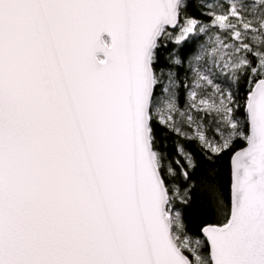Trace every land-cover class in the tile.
Wrapping results in <instances>:
<instances>
[{
    "label": "snow or ice",
    "instance_id": "obj_1",
    "mask_svg": "<svg viewBox=\"0 0 264 264\" xmlns=\"http://www.w3.org/2000/svg\"><path fill=\"white\" fill-rule=\"evenodd\" d=\"M191 6L0 0V264H264V0H199L210 23ZM210 31L182 105L164 50ZM169 132L209 166L231 153L230 205L202 238L174 210L198 163L176 145L181 192Z\"/></svg>",
    "mask_w": 264,
    "mask_h": 264
},
{
    "label": "trees",
    "instance_id": "obj_2",
    "mask_svg": "<svg viewBox=\"0 0 264 264\" xmlns=\"http://www.w3.org/2000/svg\"><path fill=\"white\" fill-rule=\"evenodd\" d=\"M189 2L192 4V6L186 9L188 16L201 20L204 23H210V19L206 15L202 14L206 13L208 9L198 8L197 3L199 0H189ZM170 31L172 30L170 29ZM204 36V34H200L195 37H190L188 41L181 44L169 42L168 49L164 50H171L175 52L184 62L183 65L178 69L180 81L183 82L178 92L179 102L182 105L187 102V92L189 91L190 87L189 81L191 71L188 68V59L191 57V55L195 54ZM160 63H165L163 57H161ZM184 85H187V87ZM246 91V87L241 88L240 96L242 98L246 94ZM164 131L166 130L157 128L158 141L161 139L160 133ZM166 142L168 147L163 150L167 151L168 157L173 161V166L176 168L177 172L176 177L173 178L171 182L178 185L181 188V192H183V189L188 182L183 180L182 176L179 174V166H176L174 163L176 159H179L181 165L184 164L183 158L179 156L176 151V145H182L186 151L193 155L198 163V168L196 170H189L190 176L192 177V183L195 184V187L189 193L190 199L188 200V203L183 204L179 199H177L174 209L181 211L185 223V230L188 232V234L202 238L200 229H202L203 226L209 223L222 222L223 220L222 212L217 206V198H219V200L225 206L230 205L232 182L230 162L231 153H225L221 157H214L215 164L209 166L205 161V155L207 154V151L206 149L202 148L197 141L184 139L181 136H177L169 132L167 133ZM243 146H245L243 141H240L236 144L237 149ZM208 167H213L215 169L214 194L209 192V190L205 187V182L202 179Z\"/></svg>",
    "mask_w": 264,
    "mask_h": 264
},
{
    "label": "rangeland",
    "instance_id": "obj_3",
    "mask_svg": "<svg viewBox=\"0 0 264 264\" xmlns=\"http://www.w3.org/2000/svg\"><path fill=\"white\" fill-rule=\"evenodd\" d=\"M206 2H213V0H206ZM205 36H204V38H203V40L201 41V43H204L206 40H207V38H208V35H211V31L208 33V34H204ZM200 43V44H201ZM191 76H192V74L190 75V87H189V90H190V88H191V84H192V78H191ZM209 91H210V89H209ZM175 210V209H174Z\"/></svg>",
    "mask_w": 264,
    "mask_h": 264
}]
</instances>
